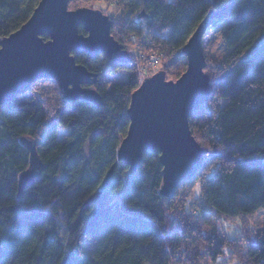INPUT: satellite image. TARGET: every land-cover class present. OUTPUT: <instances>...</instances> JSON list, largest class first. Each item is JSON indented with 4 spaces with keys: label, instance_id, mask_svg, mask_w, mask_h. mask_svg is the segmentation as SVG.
I'll return each mask as SVG.
<instances>
[{
    "label": "trees",
    "instance_id": "trees-1",
    "mask_svg": "<svg viewBox=\"0 0 264 264\" xmlns=\"http://www.w3.org/2000/svg\"><path fill=\"white\" fill-rule=\"evenodd\" d=\"M38 1L0 0V39L22 26ZM140 4L147 15L141 18L145 31L141 19L131 15L124 32L144 35L151 50L164 53L161 68L167 80L185 70L182 46L210 10L221 11L211 27L232 20L222 32L226 58L219 69H209L211 95L188 116L191 134L205 151L198 173L215 168L201 186L199 221L187 212V199L180 196L184 183L171 199L158 193L162 181L157 154L145 152L137 172L125 183L127 167L117 161V149L128 129L129 98L139 82L135 73L114 85L100 77L131 66L104 54L72 52L76 63L98 75L94 87L100 106L63 99L49 113L42 99L29 92L34 83L0 105V264H60L71 249L72 264H172L183 258L196 263L194 249L201 243L208 256L217 259L232 247L218 237L217 218L264 209V0ZM58 129L67 132L63 142L57 140ZM22 136L36 142L42 170L18 196L17 175L28 167L29 158L19 143ZM112 167L109 186L101 192ZM113 202L90 223L99 203L107 207ZM80 237L94 242L90 259L81 250ZM245 255L244 264H264V227L256 231Z\"/></svg>",
    "mask_w": 264,
    "mask_h": 264
},
{
    "label": "water",
    "instance_id": "water-1",
    "mask_svg": "<svg viewBox=\"0 0 264 264\" xmlns=\"http://www.w3.org/2000/svg\"><path fill=\"white\" fill-rule=\"evenodd\" d=\"M68 1L39 0L27 21L0 39V105L25 92L34 81L52 78L65 101L84 99L100 106L101 96L94 87L98 75L76 63L72 52L82 51L91 57L104 54L123 65L132 61L130 53L112 37L109 16L94 8L70 10ZM220 13L210 10L182 46L186 67L178 78L167 80L160 69L143 78L131 92L126 110L128 129L117 149V161L127 167L125 183L137 172L145 152L158 155L162 181L158 193L165 199L174 197L176 187L200 169L205 151L191 134L188 116L205 104L212 92L202 40ZM136 15L138 19L147 16L144 9ZM80 27L85 33L79 32ZM19 143L29 158L28 167L17 175L18 196L24 186L38 180L42 170L36 142L22 136ZM112 171L113 167L101 182V192L109 186ZM115 203L107 207L99 203L90 223ZM74 255L68 250L60 264H72Z\"/></svg>",
    "mask_w": 264,
    "mask_h": 264
},
{
    "label": "rangeland",
    "instance_id": "rangeland-1",
    "mask_svg": "<svg viewBox=\"0 0 264 264\" xmlns=\"http://www.w3.org/2000/svg\"><path fill=\"white\" fill-rule=\"evenodd\" d=\"M141 0H69L68 6L70 10L79 9V7H87L99 9L105 15L109 16L112 21L113 28L111 35L116 40L121 41V45L126 49L131 56V62L127 63L131 66L130 70H117L112 75H104L100 77L102 82H107L111 85L116 83H123L127 80V77L135 73L137 75V81L139 82L143 78L149 77L163 70L161 65L165 59L164 53L155 52L149 48L150 40L144 37V35L133 36L124 32V24L126 20L132 15L135 18L136 14L142 9ZM230 18L224 19L217 26L209 27L205 35L203 36L202 46L204 47V57L206 58V72L209 73V69L215 71L219 69L226 58L228 52L227 47L222 43V32L232 23ZM145 21L141 19L142 30L145 31ZM145 40V41H144ZM161 57L159 66H149V61L152 62V57ZM185 58V57H184ZM159 59V58H158ZM165 71V70H164ZM185 71V70H184ZM166 74V72H165ZM44 79V78H41ZM34 81L30 91L37 98H41L49 113L58 107L62 103L63 97L59 91L56 81L52 78ZM169 79V76H168ZM176 79V78H175ZM174 79V80H175ZM170 80V79H169ZM30 84V85H31ZM29 85V86H30ZM195 138V137H194ZM67 139V132L58 129L57 140L65 141ZM215 168H208L202 172H197L196 178L191 177L187 182H183L184 185L179 190L181 197L187 199L188 207L187 212L191 213L194 220L199 221L203 211L201 186L206 177L209 176ZM177 188V187H176ZM176 192V190H175ZM179 193V194H180ZM176 194V193H175ZM175 196V195H174ZM173 198V197H172ZM171 199V198H170ZM199 207V208H198ZM218 223L217 234L220 239L229 240L232 245L231 248H225L224 253L217 259H212L208 256L206 246L204 244H198V248L194 249V253L197 250L198 259L197 262L189 261L187 258L174 261L172 264H244L243 260L246 258V248L248 243L255 237L256 231L264 227V209L259 208L253 214L233 217V219L217 218ZM196 238V237H194ZM197 243L198 239L196 238ZM191 240L192 246L194 241ZM80 247L85 257L90 259L93 253L94 242L91 239L84 237L79 238ZM193 253V251H192Z\"/></svg>",
    "mask_w": 264,
    "mask_h": 264
},
{
    "label": "built area",
    "instance_id": "built-area-1",
    "mask_svg": "<svg viewBox=\"0 0 264 264\" xmlns=\"http://www.w3.org/2000/svg\"><path fill=\"white\" fill-rule=\"evenodd\" d=\"M151 57H152L151 59H152L153 61H152V62H150L151 60L149 61V66H150V67H153L154 65H155V67H157V65L159 66V64H160V60H161V57L159 56V57H158L159 59H158L157 57H154V56H151ZM140 82H141V81H140Z\"/></svg>",
    "mask_w": 264,
    "mask_h": 264
}]
</instances>
